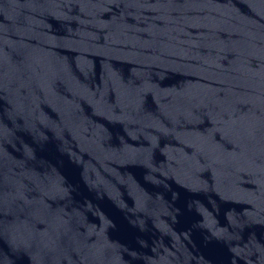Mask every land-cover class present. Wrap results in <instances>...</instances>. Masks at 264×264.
Returning <instances> with one entry per match:
<instances>
[{"label": "water", "instance_id": "95a60500", "mask_svg": "<svg viewBox=\"0 0 264 264\" xmlns=\"http://www.w3.org/2000/svg\"><path fill=\"white\" fill-rule=\"evenodd\" d=\"M0 209L46 264H264V0H0Z\"/></svg>", "mask_w": 264, "mask_h": 264}]
</instances>
